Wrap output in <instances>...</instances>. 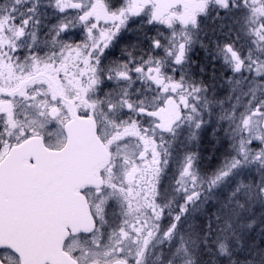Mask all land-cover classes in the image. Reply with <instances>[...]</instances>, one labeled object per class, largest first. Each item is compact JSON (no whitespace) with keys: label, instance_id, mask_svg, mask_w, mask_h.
<instances>
[{"label":"snow or ice","instance_id":"obj_1","mask_svg":"<svg viewBox=\"0 0 264 264\" xmlns=\"http://www.w3.org/2000/svg\"><path fill=\"white\" fill-rule=\"evenodd\" d=\"M0 264H264V0H0Z\"/></svg>","mask_w":264,"mask_h":264}]
</instances>
